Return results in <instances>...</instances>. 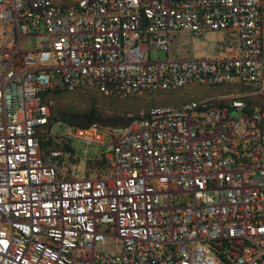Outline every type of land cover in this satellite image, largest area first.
Instances as JSON below:
<instances>
[{
    "label": "built area",
    "instance_id": "2783aa9c",
    "mask_svg": "<svg viewBox=\"0 0 264 264\" xmlns=\"http://www.w3.org/2000/svg\"><path fill=\"white\" fill-rule=\"evenodd\" d=\"M263 27L262 0H0V264H264V110L246 101L264 95ZM207 31L226 35L214 57L170 58L174 34ZM195 85L226 91L48 126L53 90ZM80 144L99 155L76 178Z\"/></svg>",
    "mask_w": 264,
    "mask_h": 264
},
{
    "label": "rangeland",
    "instance_id": "374dc122",
    "mask_svg": "<svg viewBox=\"0 0 264 264\" xmlns=\"http://www.w3.org/2000/svg\"><path fill=\"white\" fill-rule=\"evenodd\" d=\"M264 13V0H262ZM226 35L222 31H207L203 35H192L190 33L174 34L171 38L169 56L172 59L192 60L212 58L220 49ZM34 38L25 37L21 42L23 49H29ZM166 58V51H151V60H163ZM226 90L222 88H203L190 86L172 92L143 93L127 97H107L93 90H78L75 92H61L56 95L49 94L47 99L51 106L60 111L79 112L94 106L102 117H121L123 119L137 117L152 107L174 106L192 99L209 98L217 94H223ZM248 105L256 106L264 110V95L250 96L246 98ZM232 116H237L235 112ZM103 125V124H101ZM109 126V125H106ZM55 130L58 127L55 126ZM264 131V127H263ZM85 145L80 144L77 148V155L80 156L78 163L70 165L71 173L76 178L84 177V169L87 160L98 157L99 149L90 146L87 148V155H83ZM85 156V157H84ZM97 249L104 252H116L120 245L113 238L107 237Z\"/></svg>",
    "mask_w": 264,
    "mask_h": 264
},
{
    "label": "trees",
    "instance_id": "16d2710c",
    "mask_svg": "<svg viewBox=\"0 0 264 264\" xmlns=\"http://www.w3.org/2000/svg\"><path fill=\"white\" fill-rule=\"evenodd\" d=\"M61 92L64 91L53 90L46 93L45 95H49L50 93L56 95ZM131 120L132 118L123 119L121 117H112V118L102 117L100 112L94 106L79 112L60 111L50 106V116H49L48 126L60 122L66 125H72L78 127H88L95 123L109 125V126L125 127L130 123ZM46 143L48 142L46 140H43L42 144L45 145ZM102 164H103L102 160H97L94 163H91L90 161L88 162V165L96 166L99 168L102 167Z\"/></svg>",
    "mask_w": 264,
    "mask_h": 264
},
{
    "label": "crops",
    "instance_id": "0c3cea01",
    "mask_svg": "<svg viewBox=\"0 0 264 264\" xmlns=\"http://www.w3.org/2000/svg\"><path fill=\"white\" fill-rule=\"evenodd\" d=\"M263 49H264V27H263Z\"/></svg>",
    "mask_w": 264,
    "mask_h": 264
}]
</instances>
